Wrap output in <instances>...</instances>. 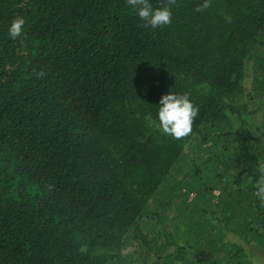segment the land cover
Listing matches in <instances>:
<instances>
[{"label":"trees","instance_id":"16d2710c","mask_svg":"<svg viewBox=\"0 0 264 264\" xmlns=\"http://www.w3.org/2000/svg\"><path fill=\"white\" fill-rule=\"evenodd\" d=\"M202 3L153 29L126 0H0V264H264V0ZM170 90L199 105L180 140L152 123Z\"/></svg>","mask_w":264,"mask_h":264},{"label":"clouds","instance_id":"9594fccd","mask_svg":"<svg viewBox=\"0 0 264 264\" xmlns=\"http://www.w3.org/2000/svg\"><path fill=\"white\" fill-rule=\"evenodd\" d=\"M27 0H21L19 7H23ZM126 4L135 11L143 27L156 29L172 23V9L177 5V0H166L159 6H154L151 0H126ZM211 7V0H203L195 11L202 12ZM26 19L22 14L13 17L8 27V36L12 40L23 42ZM43 71L38 75H43ZM158 109V123L152 122L156 129L163 135L180 140L188 137L193 131L195 119L199 116V105L192 100L189 93L169 91L161 96ZM260 178L255 184L254 195L264 201V164L259 166Z\"/></svg>","mask_w":264,"mask_h":264},{"label":"rangeland","instance_id":"374dc122","mask_svg":"<svg viewBox=\"0 0 264 264\" xmlns=\"http://www.w3.org/2000/svg\"><path fill=\"white\" fill-rule=\"evenodd\" d=\"M177 213V210H174V211H171L169 213V216L170 217H173L175 214ZM136 246V245H135ZM134 246H131V247H127L125 250H124V253L127 255V254H130V252H132L134 250Z\"/></svg>","mask_w":264,"mask_h":264}]
</instances>
